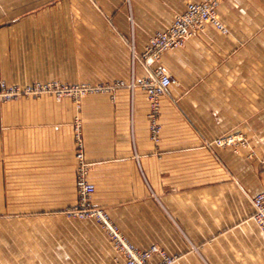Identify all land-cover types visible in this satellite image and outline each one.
Returning <instances> with one entry per match:
<instances>
[{
    "label": "crops",
    "instance_id": "crops-1",
    "mask_svg": "<svg viewBox=\"0 0 264 264\" xmlns=\"http://www.w3.org/2000/svg\"><path fill=\"white\" fill-rule=\"evenodd\" d=\"M197 1L0 0V80L139 81L150 37ZM219 16L227 32L208 23L162 56L177 83L159 142L140 88L0 100V264L125 261L95 220L65 215L77 117L92 203L138 248L157 244L174 264H264L252 201L264 191V0H224ZM224 135L240 140L210 145Z\"/></svg>",
    "mask_w": 264,
    "mask_h": 264
},
{
    "label": "built area",
    "instance_id": "built-area-1",
    "mask_svg": "<svg viewBox=\"0 0 264 264\" xmlns=\"http://www.w3.org/2000/svg\"><path fill=\"white\" fill-rule=\"evenodd\" d=\"M224 0H200L190 2L184 12L179 13L172 24L165 30L152 35L146 44L141 60L146 68V74L131 82L118 81L109 89L115 91L119 87L129 86L134 92L140 88L146 92L149 103L150 133L155 142L161 139L163 125L160 121L162 97L169 87L177 83V79L170 71L161 64L164 53L169 50L182 47L186 41L196 35L206 24L211 23L223 32H227L225 24L219 16V8ZM50 85H27L25 87L14 84L10 85L5 80H0V99L5 101L18 100L22 97L37 96L48 91ZM79 86L77 87V89ZM92 90L100 87H90ZM74 88L70 89V94ZM239 138L235 135H224L214 139L210 145L218 147H234ZM76 142V186L78 192L77 203L66 209L65 213L71 218L95 220L107 233L114 247L121 253L125 261L121 264H174L175 257L170 255L164 248L154 244L149 248H138L122 232L117 224L111 219L110 214L104 208L97 207L92 203V196L96 192V185L90 180L92 163L86 156V143L83 126L80 118L75 122ZM255 213L254 219L264 234V191L255 194L252 198ZM158 256L160 260L153 263L152 259Z\"/></svg>",
    "mask_w": 264,
    "mask_h": 264
},
{
    "label": "rangeland",
    "instance_id": "rangeland-1",
    "mask_svg": "<svg viewBox=\"0 0 264 264\" xmlns=\"http://www.w3.org/2000/svg\"><path fill=\"white\" fill-rule=\"evenodd\" d=\"M9 84L10 85H14L16 83H9ZM17 85H20V86H23V87H25L27 85H34V86L35 85H50L51 88L48 91L43 92V93H41V94H39L37 96H41L42 97L44 95H50V96H54L57 99H63V98H66V97H70L77 104L81 103L82 99H84L86 96H88L90 94L101 93V92H106V91L114 93L113 90L109 89V87L112 84L102 83L101 81H93V82H85V83H70V82H67V81H63L61 79H42V80H36V81L30 82V83H27L25 85H22V84H17ZM78 86H79V88L77 89ZM90 87H100V90L99 89L92 90ZM71 88H74V93L73 94H70V89ZM113 97H114V94H113ZM25 98H29V97H25ZM30 98L33 99L35 97H30ZM20 99H24V97H22ZM0 100H2V99H0ZM2 101H5V100H2ZM75 122H76V118H75V121H74V130H75ZM65 215L68 218H71L67 214H65ZM76 219H78V218H76Z\"/></svg>",
    "mask_w": 264,
    "mask_h": 264
}]
</instances>
